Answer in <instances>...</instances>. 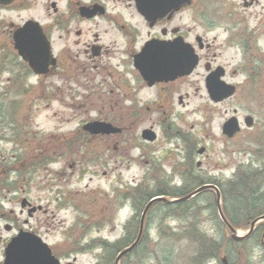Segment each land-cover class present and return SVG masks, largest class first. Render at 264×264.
<instances>
[{"label": "flooded vegetation", "instance_id": "flooded-vegetation-1", "mask_svg": "<svg viewBox=\"0 0 264 264\" xmlns=\"http://www.w3.org/2000/svg\"><path fill=\"white\" fill-rule=\"evenodd\" d=\"M144 1L161 6L145 14ZM176 3L177 0H0V98L5 101L11 96L29 104L24 114L23 108L12 114L16 116L15 130L20 134L25 130V139L8 142L46 154L27 155L25 164L49 165L63 158L68 161L75 153H82L83 159L92 162H112L117 160L119 150L126 154L127 147H146L151 153L154 147L168 144L172 149L161 152L157 159L161 164L173 152L183 150L179 164L185 173L192 171L201 176L199 187L217 184L203 173L209 166L210 153L197 143L199 133L189 131L184 136L178 129L179 109L190 112V102L198 92L194 88L198 76L203 82L202 96L213 105L229 107L236 93L247 88L254 113L240 116L238 108L223 111L220 130L231 118L241 128L230 139L221 134L225 142L233 141L262 123L261 87L254 86L250 71L253 66L247 65L245 57L232 63L240 52L246 53L244 12L242 15L222 10L219 0H206V13L201 11L203 0H190L185 6ZM257 6L264 10L262 0H243V9ZM40 48L49 64L44 75L36 74L30 66V62L38 60ZM228 49L235 56H226ZM194 58L197 63L193 70L180 76L176 69ZM213 74L235 87L233 96L219 102L209 98L206 79ZM240 75L245 77L244 82H232ZM43 82L51 116L58 117L60 124H78L68 135L34 140V133L26 130L33 131L32 116L37 111L33 105ZM248 117L253 122L245 127ZM5 121L3 118L1 124L5 125ZM92 124L102 132L85 130ZM152 136L154 140H149ZM202 148L204 152L199 154ZM159 162L152 158L146 163L161 168L157 166ZM183 170L179 169L181 182ZM19 189L18 195H25L22 187H0V264L5 262L7 245L19 235L26 247L19 264H78V259L87 253L98 254L96 261L118 253L117 242L109 249L102 234L87 238L88 228L101 227L112 220L113 203H106L98 212H87L96 207L71 205L64 191L55 200H27L23 205L21 196L15 198L17 204L3 201L4 192L17 195ZM13 207L18 208L17 212ZM71 208L74 214H69ZM69 216L74 217L72 223H68ZM97 231L102 233L100 228ZM129 237L133 239L134 233ZM224 264H264V250L228 252Z\"/></svg>", "mask_w": 264, "mask_h": 264}, {"label": "rangeland", "instance_id": "rangeland-1", "mask_svg": "<svg viewBox=\"0 0 264 264\" xmlns=\"http://www.w3.org/2000/svg\"><path fill=\"white\" fill-rule=\"evenodd\" d=\"M202 12L208 11L206 0ZM221 2L222 10L239 11L245 17L246 26V53L240 52L237 59L232 62L236 64L245 57L247 65H259L264 70V10L259 6L253 9H243V0H219ZM263 7H264V0ZM243 22V19H242ZM242 26V25H241ZM226 56H235V53L228 49ZM246 65V66H247ZM251 71V70H250ZM244 76L240 75L232 82H244ZM46 82L39 86L38 99L34 102L33 109L37 108L34 116H32L33 131L26 130L27 133H34V140H47L51 135L62 136L68 135L70 131L76 128L78 122L74 121L69 124H60L58 117L51 116V108H47V100L45 98ZM203 82L200 76L195 77L194 88H198L196 96L191 100L189 110L187 113L185 109L180 108L176 119L178 129L187 136L189 131L191 133H199L196 141L202 146L209 149L210 156L209 166L204 170V174L210 177L218 184L223 185L228 180L232 179L234 174L241 167L264 168V119L262 123H258L256 128L251 133H246L237 139L225 142L221 138V122L223 120V111L225 108L229 110L238 108L239 115H244L247 112H255L253 109V98L249 96L250 92L247 88H242L236 93L231 101V105H213L202 96ZM262 94V116L264 118V88H261ZM27 99V98H26ZM20 102H22L20 104ZM57 107L56 104L53 105ZM29 107L25 99L8 97L5 101L0 98V109L6 108L7 111L0 112V187H22L25 195H11L4 192L6 195L4 202L17 204L16 197H23L29 202L37 200L47 201L48 199L55 200L60 197V193L64 191L65 196H68L71 205H94L96 208L87 210V212H98L101 207L110 202L113 203V218L107 225L101 227L92 226L87 233V238L98 237L102 234L104 239L108 241L109 249L111 244L117 242L118 249L122 247L129 237L125 224L129 219H135V223L139 220L141 211H137L131 206L133 194L130 197V202H126L123 206L120 204V198L123 193H131L134 187H147V191H156L160 188L158 182L166 183V186L172 187L176 185L180 187L183 185L179 169L181 168L179 162L182 160V152H173L170 158L161 164L157 160L161 152H169L172 148L168 144H162L161 148H153L149 153L146 147H127L126 154H122L119 150L116 161L106 162L97 161L92 162L89 159L82 158V153H75L77 155L67 161L63 158L61 161H56L53 164H25L24 160L27 155H46L41 153H33L32 149L27 146H13L9 143L10 140L25 139V130L22 129L20 134L16 129V116L12 115L15 109ZM34 113V111H33ZM5 115L2 117V115ZM3 118L6 120L5 125L1 124ZM8 125V126H7ZM193 126V129H190ZM242 128H244L242 122ZM253 137V142L250 139ZM180 151V149H178ZM260 154L258 156V154ZM177 157L174 158V155ZM155 160L156 165H148V160ZM17 170H13L14 166H21ZM34 167H32V166ZM178 165V166H177ZM70 166H73L70 169ZM184 172V170H183ZM195 174V173H194ZM197 175V174H195ZM199 176V175H197ZM69 192V194H68ZM3 198V195L0 196ZM61 202V201H59ZM211 202V194H203L196 196L192 202V209L186 216L175 219L173 217H165L161 208L153 209L145 223L146 241L142 245L138 253L129 256V264H164L162 259L170 256L174 259L170 264H178L185 259H189L191 248H189L184 241L174 244L175 251L168 252L164 248L166 246V239L161 240L159 235L160 230L169 232L168 229L182 231L186 227L187 221L192 220V223L198 225L199 228L207 233V235L215 237L218 241L223 239V231L217 226V223L212 220L210 214H201L202 211L208 208ZM19 203V201H18ZM17 212L18 208L13 207ZM87 209V207H86ZM82 210V208L80 209ZM73 208L70 209L69 214H74ZM192 214V216L189 215ZM68 223H72L73 216L67 218ZM102 233H98V229ZM133 230V229H132ZM243 230L237 231V236H243ZM255 238H252L247 244L241 245L243 250L253 252H261L263 248L260 244L253 243ZM231 245L227 247L231 250ZM161 249V250H160ZM180 249V250H179ZM144 251V255H141ZM142 251V252H141ZM141 252V253H140ZM194 252V249H193ZM196 252V250H195ZM98 253V251H97ZM110 253V250H109ZM98 254L87 253L78 259V264H101L108 263L114 257V253H110V257L104 255L102 260L96 261ZM223 256V253L221 254ZM220 256V257H221ZM206 264H221L219 258L210 260Z\"/></svg>", "mask_w": 264, "mask_h": 264}, {"label": "trees", "instance_id": "trees-1", "mask_svg": "<svg viewBox=\"0 0 264 264\" xmlns=\"http://www.w3.org/2000/svg\"><path fill=\"white\" fill-rule=\"evenodd\" d=\"M250 70L253 74L252 78L254 86L259 84L261 88H264V70L259 67V65L254 66ZM259 155L260 154H258V156ZM263 157L264 156H260L259 158ZM182 178L183 185L177 189L167 187L166 183L161 181L158 182L160 188L156 191H147V187L145 186H143V188L138 186L134 187L131 193H127L126 191L121 195L123 198H120V204L122 199H127L133 194L131 204L135 210L141 211L144 208V205L154 196H165L170 199H182L199 187L202 181V179L199 176L194 175L192 171L187 174L184 171ZM218 187L221 193L223 214L235 230H243L244 232H247L252 221L264 215V168H254L250 167V165L245 168L241 167L234 174L232 179L228 180L223 185L218 184ZM203 194H211V202L209 203L208 208L205 209V211H202L201 214L203 216L205 214L211 215L212 220H214L221 231H223V239L222 241H218L215 237L207 235V233L202 231L198 225L192 223L191 219L187 221L186 227L183 228L182 231L168 229L169 232L166 233L164 230H160L159 235L161 240L163 241V239H166L164 241L166 242V246L164 248L165 251L170 253L174 252V244H178L180 241H184L186 245L191 248L189 259H185L178 264H206V262L210 260L219 258L222 253L225 255L230 252L227 250L229 245H231L232 251H247V249L243 250L240 246L247 244L255 237L256 239L253 243L260 244V240L264 232V222L257 224L253 233L246 239L233 242L230 239L228 229L222 224L217 213L215 194L211 191H207L199 195ZM195 198L190 201L177 204L155 202L150 208L149 213L155 208H161L165 217L178 219L186 216L189 211L193 210L191 204ZM189 215L192 216L190 213ZM125 229L128 233L133 229L136 237L138 222L135 223V220L129 221L125 225ZM146 240L145 234L141 242L133 251H131V253H138ZM130 243L131 241H129L127 245H130ZM121 249L122 248H120V250ZM143 255L144 251L138 257ZM173 260L174 259L170 256L162 259L164 264H170ZM101 264L106 263L101 262ZM109 264H113L112 259L109 260ZM121 264H129L128 254L121 259Z\"/></svg>", "mask_w": 264, "mask_h": 264}, {"label": "water", "instance_id": "water-1", "mask_svg": "<svg viewBox=\"0 0 264 264\" xmlns=\"http://www.w3.org/2000/svg\"><path fill=\"white\" fill-rule=\"evenodd\" d=\"M141 3L144 7L143 12L145 14H148L150 12L151 8L161 6L159 3H151V2H145V1L141 2ZM189 3H190V0H177L176 6H180V5L185 6ZM171 5H175V3H173V4L168 3V6H171ZM196 63H197L196 58H194L193 60L192 59L185 60L183 62V64L181 66H179L176 70L180 76L188 75L193 70V68L196 66ZM48 65H49L48 64V58L46 56H44L43 51L40 48L38 60H34V62H30V66L36 74L40 75V74H46V72H47L46 69H47ZM206 89H207V93H208L209 98L214 102H219L221 100L229 98V97L233 96L235 93V87L233 85H228V84L220 81V79L218 78V75H216V74H213L206 79ZM252 122H253V120L250 117L246 118L244 121V123L247 127H250L252 125ZM85 130H88L92 134H97V133L102 132L99 128H97V126L95 124L86 126ZM239 131H240V126H239V124L235 118L229 119L222 126V134L224 136H226L227 138H232ZM148 138H149V140H154L153 136L148 137ZM203 152H204V148L198 150L199 154H202ZM206 189H211L212 191H214V193L216 195V204H217V210H218L219 216L221 218V221L224 223V225L229 230L230 238L232 241H241V240L246 239L254 230L255 225L259 221L264 220V215L255 219L251 223L250 230L248 231V233L245 236H241V237L237 236L236 230L227 221V219L225 218V216L222 212L221 203H220V199H221L220 191L214 185H204V186L198 188L197 190H195L194 192H192L191 194H189L188 196H186L185 198L180 199V200L168 201L167 199H165L163 197H156L154 199H151L150 202L147 203V205L145 206V208L141 214L140 222H139V231H138V235H137L135 241L130 246L123 249L116 256L114 263L119 264L121 258L124 255H126L127 253H129L130 251H132L136 247V245L139 243L141 236H142V233H143L145 216H146L147 211L149 210L150 206L153 204V202H155V201H161L163 203L183 202V201L189 200L193 196L197 195L198 193H200L201 191L206 190ZM26 202H27L26 200H22L23 205ZM261 242L264 246V234L262 236ZM24 244H25V241L23 240V238L20 235L13 238L11 240V242L6 247L4 264H19L21 257H24V255H22V254H25V252H26V247H24ZM225 262H226V257L225 256L221 257L220 263L224 264Z\"/></svg>", "mask_w": 264, "mask_h": 264}]
</instances>
